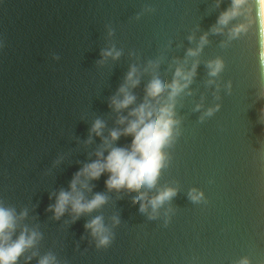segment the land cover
<instances>
[{
    "label": "water",
    "instance_id": "obj_1",
    "mask_svg": "<svg viewBox=\"0 0 264 264\" xmlns=\"http://www.w3.org/2000/svg\"><path fill=\"white\" fill-rule=\"evenodd\" d=\"M231 5L0 0V206L15 217L11 240L37 234L16 264H264V65L254 13L218 23ZM217 60L222 68L212 75ZM194 66L172 101L170 88L148 95L157 75L171 84L178 67ZM122 87L135 100L117 109ZM145 102L174 103L155 185L110 189L108 172L81 176L85 200L100 193L105 202L80 214L69 204L57 216L58 194L71 191L99 151L130 147L132 135L112 141L110 133ZM97 120L102 135L93 131ZM168 188L175 194L153 214L149 201ZM96 217L106 244L86 227Z\"/></svg>",
    "mask_w": 264,
    "mask_h": 264
},
{
    "label": "clouds",
    "instance_id": "obj_2",
    "mask_svg": "<svg viewBox=\"0 0 264 264\" xmlns=\"http://www.w3.org/2000/svg\"><path fill=\"white\" fill-rule=\"evenodd\" d=\"M254 13L255 22L258 25L260 36V58L261 64L264 65V0H232V5L219 18L218 23L227 24L232 18L240 15L242 11ZM246 27L244 24L237 25L234 32L238 33ZM204 39V38H202ZM198 50H190L191 55H195ZM111 54V53H108ZM211 74L215 75L222 68V62L217 60L210 63ZM195 72V66L190 71H185L183 67H178L175 73L176 79L171 84L162 74L154 77L148 87V95L155 96L166 88H170L169 100L180 93L187 84L190 83L191 77ZM135 68L128 74V80L133 84L138 81L134 80ZM123 98H114L113 104L117 109L125 108L133 103L135 97L131 95L125 87L120 89ZM131 115L134 119L128 120L127 126L123 129H115L110 133L111 140H117L121 134L132 135L133 140L130 147H110L108 154L105 156L103 151L97 153L98 159L86 164L84 168L76 174L71 184V191H61L56 200L54 211L57 216L62 215L66 207L71 204L72 210L80 214L81 212L91 211L105 202V196L97 193L93 199L85 200L84 194L77 188L81 184L83 188L88 185L80 180L81 176L87 179L99 178L104 172L110 173L106 181L108 187H137L155 185L160 170L165 160L164 146L170 141L176 123L174 114V103L150 104L142 103L133 109ZM126 118L121 119L124 123ZM104 127L103 121L97 120L93 126V131L97 135H102ZM105 145L109 146L110 142L105 138ZM175 194V189L168 188L154 196L149 204L152 207L153 214L156 210ZM144 193L138 194V199H143ZM199 196L194 195L193 199ZM146 204L141 205V210L147 209ZM92 229L93 234L100 237L99 243L106 244L109 236L105 235V226L101 217H96L86 225ZM15 229V217L12 210L0 206V264H16L18 257L31 247L36 239L35 232L28 234L22 232L14 241L11 240V233ZM11 241V242H10ZM54 258L45 257L40 264H52ZM241 264H248L242 261Z\"/></svg>",
    "mask_w": 264,
    "mask_h": 264
}]
</instances>
